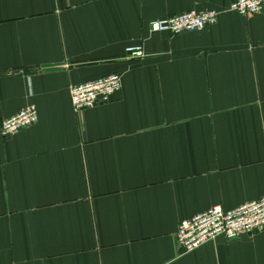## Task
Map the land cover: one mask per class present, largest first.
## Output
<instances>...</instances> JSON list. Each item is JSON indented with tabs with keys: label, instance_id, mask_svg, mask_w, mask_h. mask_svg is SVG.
<instances>
[{
	"label": "crops",
	"instance_id": "obj_1",
	"mask_svg": "<svg viewBox=\"0 0 264 264\" xmlns=\"http://www.w3.org/2000/svg\"><path fill=\"white\" fill-rule=\"evenodd\" d=\"M0 0V264H264V228L190 251L179 222L264 194V3ZM214 9L201 30L149 22ZM144 55L130 57L128 46ZM110 100L75 111L70 86L109 73Z\"/></svg>",
	"mask_w": 264,
	"mask_h": 264
},
{
	"label": "built area",
	"instance_id": "obj_2",
	"mask_svg": "<svg viewBox=\"0 0 264 264\" xmlns=\"http://www.w3.org/2000/svg\"><path fill=\"white\" fill-rule=\"evenodd\" d=\"M264 0H232L230 7L241 14H254L263 9ZM217 19L214 9H191L150 20L152 31H170L179 33L189 30H201ZM127 55L141 57L144 50L141 45L128 46ZM122 79L118 73H109L70 86L71 102L75 111L85 110L95 104L107 102L120 90ZM34 104H29L19 112L4 118L1 134L9 136L37 121L38 112ZM264 228V194L232 208L214 204L192 216L181 220L177 226V244L184 251L223 234L238 237L247 232Z\"/></svg>",
	"mask_w": 264,
	"mask_h": 264
}]
</instances>
